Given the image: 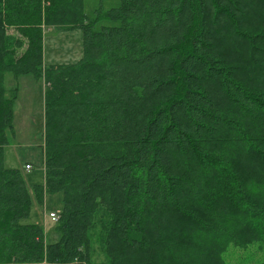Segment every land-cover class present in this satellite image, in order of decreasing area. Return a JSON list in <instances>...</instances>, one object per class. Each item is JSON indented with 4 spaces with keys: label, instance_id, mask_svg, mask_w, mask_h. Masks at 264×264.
I'll return each instance as SVG.
<instances>
[{
    "label": "trees",
    "instance_id": "1",
    "mask_svg": "<svg viewBox=\"0 0 264 264\" xmlns=\"http://www.w3.org/2000/svg\"><path fill=\"white\" fill-rule=\"evenodd\" d=\"M48 28L80 29L78 62L43 63ZM8 75L45 85L32 193L4 166ZM56 194L49 244L21 221ZM251 246L264 255V0H120L92 19L83 0H0V264H226Z\"/></svg>",
    "mask_w": 264,
    "mask_h": 264
},
{
    "label": "rangeland",
    "instance_id": "2",
    "mask_svg": "<svg viewBox=\"0 0 264 264\" xmlns=\"http://www.w3.org/2000/svg\"><path fill=\"white\" fill-rule=\"evenodd\" d=\"M120 0H83L84 14L92 19L95 11H106L119 5ZM103 25L108 26L105 22ZM83 52V35L80 29L60 31L48 28L43 38V63L46 66L71 65L78 62ZM19 89L18 99L14 108V135L8 136V144L4 148V166L8 169L21 171L26 187L30 193L35 185L44 184L43 150L44 145V92L42 79L32 75L18 79L8 75L6 85ZM32 166L27 171L26 166ZM62 209V195L47 196L43 208L33 203L30 215L22 220V224H36L42 226L49 244L57 242L60 234L55 230L56 224L49 219V215L59 214ZM92 238L94 257L101 261L103 256L98 243ZM256 246L246 250L229 247L226 252V264H252L254 260L263 258Z\"/></svg>",
    "mask_w": 264,
    "mask_h": 264
},
{
    "label": "built area",
    "instance_id": "3",
    "mask_svg": "<svg viewBox=\"0 0 264 264\" xmlns=\"http://www.w3.org/2000/svg\"><path fill=\"white\" fill-rule=\"evenodd\" d=\"M26 170L27 171H29L30 170V166H26ZM49 219L52 221V222H57L58 220H59V214H53V213H51L50 215H49Z\"/></svg>",
    "mask_w": 264,
    "mask_h": 264
},
{
    "label": "crops",
    "instance_id": "4",
    "mask_svg": "<svg viewBox=\"0 0 264 264\" xmlns=\"http://www.w3.org/2000/svg\"><path fill=\"white\" fill-rule=\"evenodd\" d=\"M32 167V166H31Z\"/></svg>",
    "mask_w": 264,
    "mask_h": 264
}]
</instances>
